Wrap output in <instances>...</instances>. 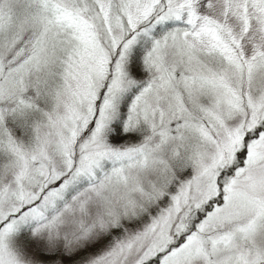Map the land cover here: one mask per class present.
<instances>
[{"label": "snow or ice", "instance_id": "snow-or-ice-1", "mask_svg": "<svg viewBox=\"0 0 264 264\" xmlns=\"http://www.w3.org/2000/svg\"><path fill=\"white\" fill-rule=\"evenodd\" d=\"M0 264H264V0H0Z\"/></svg>", "mask_w": 264, "mask_h": 264}]
</instances>
